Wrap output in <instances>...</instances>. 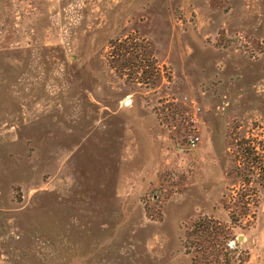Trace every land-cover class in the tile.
Segmentation results:
<instances>
[{
	"label": "rangeland",
	"instance_id": "374dc122",
	"mask_svg": "<svg viewBox=\"0 0 264 264\" xmlns=\"http://www.w3.org/2000/svg\"><path fill=\"white\" fill-rule=\"evenodd\" d=\"M126 35L155 87L108 66ZM228 128L264 147V0H0V264H192L189 223L230 225ZM231 230L264 264V192Z\"/></svg>",
	"mask_w": 264,
	"mask_h": 264
},
{
	"label": "trees",
	"instance_id": "16d2710c",
	"mask_svg": "<svg viewBox=\"0 0 264 264\" xmlns=\"http://www.w3.org/2000/svg\"><path fill=\"white\" fill-rule=\"evenodd\" d=\"M107 64L128 83L136 82L153 88L163 79L153 57L152 46L144 38L126 35L110 39ZM163 116L165 119L169 116L173 120L177 119L178 124L182 122L174 113ZM182 133H186L183 126ZM227 133V143L235 146L236 159L226 176L233 184L240 183L229 200L222 199L230 225L207 216L189 223L183 234L182 247L184 253L191 256L192 264H228L230 253L234 251L231 228L240 226L249 216H256L259 194L264 192V147H257L251 137L235 139L229 128ZM252 181L255 186H250Z\"/></svg>",
	"mask_w": 264,
	"mask_h": 264
},
{
	"label": "built area",
	"instance_id": "2783aa9c",
	"mask_svg": "<svg viewBox=\"0 0 264 264\" xmlns=\"http://www.w3.org/2000/svg\"><path fill=\"white\" fill-rule=\"evenodd\" d=\"M197 139H198L197 136L191 138V139H190V144H189V146H193V145L195 144V142H196Z\"/></svg>",
	"mask_w": 264,
	"mask_h": 264
},
{
	"label": "water",
	"instance_id": "95a60500",
	"mask_svg": "<svg viewBox=\"0 0 264 264\" xmlns=\"http://www.w3.org/2000/svg\"><path fill=\"white\" fill-rule=\"evenodd\" d=\"M126 102L128 103V101H126ZM126 102H125V103H126ZM240 238H241V237H239V239H240Z\"/></svg>",
	"mask_w": 264,
	"mask_h": 264
}]
</instances>
